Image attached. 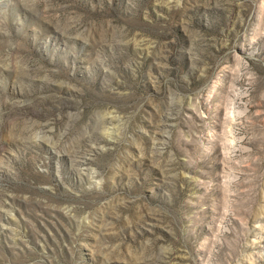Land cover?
<instances>
[{"label": "rangeland", "instance_id": "1", "mask_svg": "<svg viewBox=\"0 0 264 264\" xmlns=\"http://www.w3.org/2000/svg\"><path fill=\"white\" fill-rule=\"evenodd\" d=\"M0 264H264V0H0Z\"/></svg>", "mask_w": 264, "mask_h": 264}]
</instances>
